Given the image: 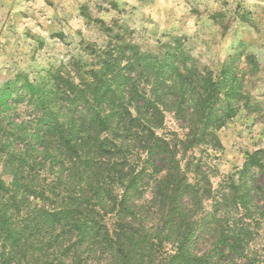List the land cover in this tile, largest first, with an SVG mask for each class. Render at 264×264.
Listing matches in <instances>:
<instances>
[{
	"label": "rangeland",
	"instance_id": "374dc122",
	"mask_svg": "<svg viewBox=\"0 0 264 264\" xmlns=\"http://www.w3.org/2000/svg\"><path fill=\"white\" fill-rule=\"evenodd\" d=\"M122 45H129L123 53ZM111 55L132 70L149 95L158 87L151 60L168 59L193 79L207 81L204 93L220 97L202 130L194 97L172 88L163 117L153 119L156 133L170 140L189 181L198 180L205 191L204 211L191 203L194 217L203 214L213 221L207 215L219 208L229 217L227 226L238 230L242 241L235 248H217V255L224 253L216 263L264 264V0H0V252L6 253L4 259L0 253V264H104L106 259L119 264L113 254L86 251L94 239L89 235L53 240L61 224L38 213L62 207L63 200L50 190L53 182L59 192L74 193L86 185L81 178L102 175L118 202L123 197L124 186L94 162L47 143L44 124L56 120L53 109L62 104L57 96L65 98L70 83L79 84ZM165 79L175 80L172 72ZM194 135L200 139L187 150L174 140ZM135 148L123 163L134 173L145 167L146 174L126 191L122 214L118 206L105 216L111 234L121 219L140 229L161 228L166 220L162 207L150 201L167 167ZM76 149L85 156L80 145ZM9 231L13 238L8 239ZM164 231L153 238L152 249L141 246L136 264H167L175 255L176 241ZM218 236L197 229L194 251L207 255Z\"/></svg>",
	"mask_w": 264,
	"mask_h": 264
},
{
	"label": "trees",
	"instance_id": "16d2710c",
	"mask_svg": "<svg viewBox=\"0 0 264 264\" xmlns=\"http://www.w3.org/2000/svg\"><path fill=\"white\" fill-rule=\"evenodd\" d=\"M125 46L129 47V45ZM125 46L120 47L121 53L124 52ZM141 60L143 59L139 61ZM121 62L118 56L111 55L110 58L105 59L104 66L91 72L89 77L82 75L79 84L70 83L71 91L66 93V97L57 96L62 104L56 105L53 109L55 122L51 123L50 119L53 118L50 117L44 121V124L49 132L47 143L55 142L56 146L53 148L57 151L74 150L79 160L92 161L97 167H101L102 171L112 176L114 181L124 186L122 199L118 202V197L111 190L109 191L106 184L104 185L103 176L99 177L96 174L98 177L88 176L89 180L81 178L80 180H86V185L74 193L68 190L59 192L58 184L55 182L49 184L53 196L63 200L62 207H56L53 212L39 210L38 213H49L56 224H61L57 225L56 232H52L53 240H62L61 235L65 234L89 235L94 239L92 243L89 242L85 248L86 251H99L102 256L113 254L119 264H136L137 254L142 252L140 249L144 250L141 246L152 249L153 238H159V232L163 230L165 233L170 231V236L176 241V253L167 264H217L218 255L224 253L220 250V254L217 255L215 253L217 248L223 244L235 248L242 241L238 230L233 224L227 226L229 217L226 211L222 212L219 208L207 215L213 221H207L203 214L194 217L196 213L194 209L198 206L202 211L205 210L203 207L205 191L201 189L202 186L198 180L197 182L189 181L187 177L189 170L181 169V162L176 159L177 154L171 148L170 140L156 133L157 125L153 119L155 115L163 117L162 106L167 103L165 96L168 91L179 88L182 92L187 91L194 97L198 107L195 110V116L198 115L197 120H200L203 130L212 121L213 105L220 97L213 96L212 91L204 93L202 89L206 90L204 87L207 81H199L193 76L194 80L193 73H183L168 59H157V62L154 59L151 60V63L155 64L154 76L158 87H155L152 95H149L141 88L137 78L131 75L132 70L123 67ZM134 64L132 63L131 66ZM164 69H166L165 74ZM167 72H172L175 79L173 84L166 83ZM66 82L68 84L67 80ZM231 92L228 90L229 94ZM79 102L83 105L82 109L78 106ZM47 131L45 129L44 133ZM198 138L200 139L198 135H194L184 140L177 136L174 140L178 144H185V149H188L197 144ZM76 145L83 148L84 157L78 153ZM47 146L52 147L51 144ZM131 148H135L138 154L140 151L147 152L149 158L154 156L162 163L160 167L165 165L167 167V171L157 177L154 195L150 201L162 207L166 220L161 228L151 229L142 226L140 229L121 219L119 225L122 224L115 228V233L111 234L105 224V216L118 206H121L119 213L122 214L121 210L126 202V191L134 189L138 180L140 178L143 180L141 176L146 174L147 170L143 167L142 171L134 173L131 165L128 167L124 165L123 162L128 156L127 152ZM153 171L159 174L161 169L154 163ZM200 176H202L201 173H197V177ZM187 192L190 202L184 206L182 199ZM223 197L227 199L226 196ZM165 207H167L166 213ZM3 216L5 217L4 214ZM193 217L196 219H192ZM197 229L205 233L211 230L219 233L207 255L206 253L198 254L191 244V240L197 235ZM13 236L14 233L9 231L8 239ZM56 248L61 249L60 246ZM0 253L4 259L5 251ZM83 253L84 251H80L79 255L82 256ZM14 258L19 257L14 254ZM106 260L104 264H109V259Z\"/></svg>",
	"mask_w": 264,
	"mask_h": 264
}]
</instances>
